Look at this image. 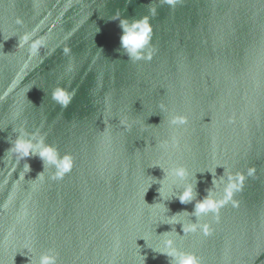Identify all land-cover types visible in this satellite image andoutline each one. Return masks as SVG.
<instances>
[{"label":"water","instance_id":"obj_1","mask_svg":"<svg viewBox=\"0 0 264 264\" xmlns=\"http://www.w3.org/2000/svg\"><path fill=\"white\" fill-rule=\"evenodd\" d=\"M145 17L151 59L133 61L119 23ZM25 33L34 52L17 47ZM20 126L72 170L32 182L43 169L29 158L21 179L5 153ZM153 165L185 168L215 209L151 206ZM185 210L175 220L196 231L163 225ZM168 231L201 264H264V0H0V264L50 249L58 264H169L149 249Z\"/></svg>","mask_w":264,"mask_h":264},{"label":"clouds","instance_id":"obj_2","mask_svg":"<svg viewBox=\"0 0 264 264\" xmlns=\"http://www.w3.org/2000/svg\"><path fill=\"white\" fill-rule=\"evenodd\" d=\"M168 2L171 3V0H168ZM119 27L122 30L119 50H122L124 55L133 61H138L145 58L151 59L150 53L146 54L145 52V50L150 45L153 31L148 19L146 17L140 20L133 19L131 21L122 19L119 23ZM31 39V33H25L24 35L19 36L17 47L23 48L25 45H29V41H31ZM36 47V44L29 45L30 51L33 52L36 50ZM52 98L61 106L66 108L72 99V95L63 88H57L52 93ZM184 123H186V117L183 116H175L170 121V124L172 125ZM12 132L15 134V139L8 141L10 143V147L5 153L10 154V157L14 159L18 165H20L23 161V168L19 171L21 179H25V177L32 172V167L27 162L29 158H38L43 169L37 174L35 179H29L32 182L37 180H45L44 174L49 169L50 175L47 177V179L50 180L62 179L72 170L74 166V158L71 155H64L61 157L55 148L45 143L44 136L40 135L39 133H30L26 131L23 126L12 127ZM156 167L161 169L164 175L163 179L160 180H157L152 176L147 177L151 182L148 184V188L145 191L144 200L147 192L154 184L160 185V187L157 189L159 202H155L151 206L161 207L166 213H168L170 210L168 207H166L164 203L165 201L171 202L175 199L178 200L182 205H188L195 201L194 209L191 214L196 217L206 214L209 210L215 209L216 204L213 202V194L210 190H208V194L202 199H196L198 196L196 191V185L198 181L196 179L195 188L190 182H185L188 177V172L185 168L172 167L167 171L160 168L159 165H153L151 168ZM169 179L172 180L171 184L168 183ZM177 181L185 183L182 184V187L178 188L176 183ZM187 212L188 211L185 210L172 216H168L169 223H164L163 225H170L171 222L181 225L179 221L175 220V218L181 213ZM181 226L183 232L196 231L195 223L187 226ZM161 235L165 238L160 242V246L157 249H149L157 254L166 256L168 258L169 264H201V261L198 257L193 254L184 253L176 247V242L171 238L170 231ZM141 256H143V264H145L146 256ZM29 264H58L57 254L50 249L46 253L39 255L38 258L30 260Z\"/></svg>","mask_w":264,"mask_h":264}]
</instances>
